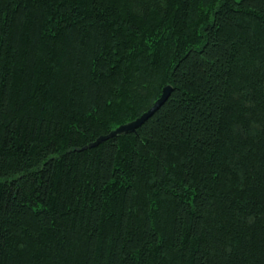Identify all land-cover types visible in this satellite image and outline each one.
<instances>
[{
  "label": "trees",
  "instance_id": "obj_1",
  "mask_svg": "<svg viewBox=\"0 0 264 264\" xmlns=\"http://www.w3.org/2000/svg\"><path fill=\"white\" fill-rule=\"evenodd\" d=\"M0 264H264V0H0Z\"/></svg>",
  "mask_w": 264,
  "mask_h": 264
},
{
  "label": "water",
  "instance_id": "obj_2",
  "mask_svg": "<svg viewBox=\"0 0 264 264\" xmlns=\"http://www.w3.org/2000/svg\"><path fill=\"white\" fill-rule=\"evenodd\" d=\"M172 89L171 85H167L163 88L162 95L158 98L153 106H151L146 112H144L141 116L137 117L136 119L129 121L127 123L121 124L118 127L111 130L108 134L101 135L94 143L91 145H96L101 141L112 137V136H119L124 133L133 132L137 130L158 108L159 106L166 100L169 96L170 91Z\"/></svg>",
  "mask_w": 264,
  "mask_h": 264
}]
</instances>
